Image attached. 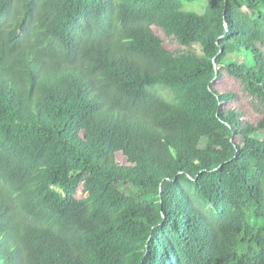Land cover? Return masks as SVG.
I'll return each mask as SVG.
<instances>
[{
  "label": "trees",
  "instance_id": "trees-1",
  "mask_svg": "<svg viewBox=\"0 0 264 264\" xmlns=\"http://www.w3.org/2000/svg\"><path fill=\"white\" fill-rule=\"evenodd\" d=\"M263 53L264 0H0V264H264Z\"/></svg>",
  "mask_w": 264,
  "mask_h": 264
},
{
  "label": "rangeland",
  "instance_id": "rangeland-1",
  "mask_svg": "<svg viewBox=\"0 0 264 264\" xmlns=\"http://www.w3.org/2000/svg\"><path fill=\"white\" fill-rule=\"evenodd\" d=\"M157 33L163 39L164 45L170 51L176 52L181 48L174 38L166 36L160 29H157ZM195 46L198 47L197 45ZM256 61L259 65H264V53L257 55ZM215 84L216 86L218 85V88H220L221 90L235 94V101L233 103L235 104L236 108L242 109V111L247 114L250 111L255 110L259 113V115L264 118V103L259 104L255 98L248 96L246 92H244L242 85L239 83V81L234 77L230 76L225 70L222 71V75L220 78H216ZM256 106L258 107L256 108ZM258 142L264 144V135L259 136L256 140L246 141V143L248 144H256ZM244 223L245 225L257 223V229H260L261 226V222L259 220H253L250 218L249 215L245 217Z\"/></svg>",
  "mask_w": 264,
  "mask_h": 264
},
{
  "label": "water",
  "instance_id": "water-1",
  "mask_svg": "<svg viewBox=\"0 0 264 264\" xmlns=\"http://www.w3.org/2000/svg\"><path fill=\"white\" fill-rule=\"evenodd\" d=\"M214 66H215V64H214Z\"/></svg>",
  "mask_w": 264,
  "mask_h": 264
}]
</instances>
